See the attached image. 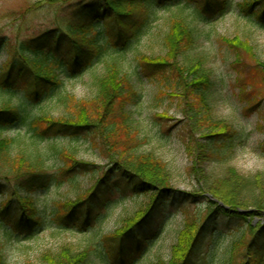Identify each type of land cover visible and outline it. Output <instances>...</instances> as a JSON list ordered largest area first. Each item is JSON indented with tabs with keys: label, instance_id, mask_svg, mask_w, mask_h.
<instances>
[{
	"label": "trees",
	"instance_id": "obj_1",
	"mask_svg": "<svg viewBox=\"0 0 264 264\" xmlns=\"http://www.w3.org/2000/svg\"><path fill=\"white\" fill-rule=\"evenodd\" d=\"M173 1L180 9L197 5L202 11L222 14L229 0H37L27 10L54 9L50 27L17 41L0 34V58L4 56L0 62V238L5 242H31L42 227L84 232L97 218L93 205L97 196L143 195L147 199L145 208L108 233L107 247L99 251L105 259L110 256L114 264H126L141 244H120L129 229L154 208L164 209L187 199L185 192L171 185V173L161 157L142 149L144 137L131 109L141 100L136 80L144 77L158 81L161 94L169 92L179 100L186 121L196 130L201 109L208 106L206 95L213 82L210 68L204 66L208 56L201 50L196 52L203 36L195 22L197 17H169L160 53L148 55L136 47L155 25L156 12ZM237 10L245 19L254 17L264 25V0H241ZM105 32L108 42L104 41ZM221 39L233 47L234 53L235 48L242 49L253 57L254 68L245 71L242 86L264 91V61L241 38ZM133 50L135 65L131 66L126 54ZM190 50L195 53L189 55ZM240 59L236 53L234 63H240ZM100 64V73L91 70ZM67 67L90 71L96 93L78 99L59 91ZM19 84L22 95L16 93ZM38 96L50 98L56 113H34L28 102ZM14 98L19 101L12 103ZM225 127L220 135L233 131ZM81 141L106 158L103 168L78 158ZM194 143L192 153L189 146L187 152L199 167L210 154L212 143L199 139ZM231 144L222 143V157ZM83 174L94 181L81 189L78 178ZM225 174L222 185L226 189L212 186L207 176L200 177V191L208 195L200 205L202 211L185 218L169 259L159 264H264V220H254L264 216V174L245 176L232 167ZM61 185L74 189L76 199L54 202L50 209L53 221L45 222L48 210L38 207L37 196L40 191ZM228 218L243 224L223 243L221 231L211 233L210 228ZM207 235L211 241L206 255L194 261V251ZM91 263L88 248L74 250L68 245L50 254L47 262Z\"/></svg>",
	"mask_w": 264,
	"mask_h": 264
},
{
	"label": "rangeland",
	"instance_id": "obj_2",
	"mask_svg": "<svg viewBox=\"0 0 264 264\" xmlns=\"http://www.w3.org/2000/svg\"><path fill=\"white\" fill-rule=\"evenodd\" d=\"M36 1L0 0V34L17 41L24 36L37 35L50 27L53 24L54 9L44 7L35 12L30 11L32 13L27 10ZM239 1L241 0H229L222 14L218 11H202L197 5L180 9L175 6L176 1L165 4L156 12L158 19L150 33L136 45L141 53H160L163 49L161 37L168 30L169 17L174 14L197 17L195 22L203 36L196 52L201 50L208 56L204 66L210 68L213 86L210 94L206 95L208 106L202 107L200 123L196 130L186 121L179 100L169 92L161 94L158 81L146 77L141 81L136 80L141 100L132 105L131 109L135 113L139 133L144 137L142 149H150L161 157L171 173V185L180 192H185L187 199L177 205L168 204L164 209L154 208L144 220L129 229L120 244L125 247L136 246L135 243L138 242L141 244L134 258L126 264H159L161 260L169 259L178 230L185 218L191 219L195 213L202 211L200 205L208 196L200 191V179L203 176H207L212 186L226 189L222 181L229 167L245 176L264 174V91L256 90V87L247 89L242 86L245 71L254 68L253 57L242 49L235 48L234 53L233 47H229L221 39L241 38L248 42L254 54L264 61V25L254 17H242L237 10ZM104 37V41L108 42L106 32ZM134 51L126 54L131 66L135 65L132 58ZM188 53L193 55L195 50ZM236 53L241 55L240 63H234ZM3 59L4 56L0 58V62ZM101 68L102 64L92 67L91 70L100 73ZM65 72L61 75L59 91L72 93L78 99L90 98L96 93L90 79V71L67 67ZM15 89L17 94L22 95L21 84L15 86ZM2 98L0 95V100ZM18 101L19 99L14 98L12 103ZM28 103L34 113L41 110L56 113V107L50 98L38 96ZM224 127L233 131L220 135ZM207 133L215 134L206 139L202 138V135ZM13 134L14 132L6 133ZM194 139L212 143L210 154L204 155L205 159L199 167L194 165L192 154L187 152V146L190 153L194 150ZM225 141L232 144L227 150L228 154L222 157L220 147ZM77 148L78 158L94 162L101 168L106 164V158L83 141ZM78 181L81 189H84L94 180L90 179L89 174H83ZM75 193L74 189L66 185L51 186L48 190L40 191L37 204L39 208L48 210L44 214L45 222L53 221L50 209L54 202L73 201L76 199ZM193 193L197 195L190 196ZM199 193L203 197H200ZM93 202L97 218L84 232L66 227L52 230L42 227L37 238L31 242L8 243L0 238V261L3 260L5 264H47L50 254L68 245L74 250L88 248L92 257L91 264H114L110 256L105 259L99 254L102 248L107 247L105 236L125 225L124 221L128 218L133 220L139 210L145 208L147 199L143 195L132 197L127 193L97 196ZM259 219L264 220V216L254 220L257 222ZM241 224V221L236 223L229 218L221 219L210 229L211 233L221 231V240L224 243L236 233ZM208 235L195 249L194 261L196 258L205 257L211 241Z\"/></svg>",
	"mask_w": 264,
	"mask_h": 264
}]
</instances>
